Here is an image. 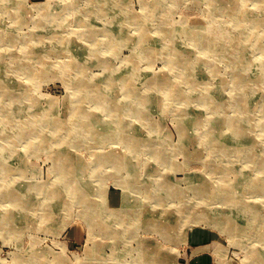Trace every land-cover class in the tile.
I'll return each instance as SVG.
<instances>
[{
  "label": "rangeland",
  "instance_id": "1",
  "mask_svg": "<svg viewBox=\"0 0 264 264\" xmlns=\"http://www.w3.org/2000/svg\"><path fill=\"white\" fill-rule=\"evenodd\" d=\"M256 1L258 0H0V70H3L0 85L11 83L15 88L27 91L22 92L21 101L16 102L18 108L12 106L11 97H8L7 93L0 92V122L6 120V117L17 116L11 118L13 123H17L16 121L29 118L31 115L49 113L56 118V122L53 123L56 126L55 130L52 125H41L40 134L65 135L61 141H57L62 143L69 141L76 133L77 130H67L71 122L75 121L77 114L80 116V113H84L88 123L97 120L99 122L96 125L97 134L101 136L109 134L110 138L74 143L69 141L70 146L67 150L72 153L73 158L76 156L79 159L83 169L79 177L88 182V186L85 187L93 192L89 198L92 201L91 205L103 204L115 208L114 211L107 209L111 214L106 215L104 220H98L99 218L94 220L96 229L104 226L103 230L100 229L103 233L96 232L94 227L87 223L83 214L86 208L78 203L71 205L67 210L61 209V212L58 211L48 220L44 218L39 207L41 202L50 197V191L48 189L42 191L40 185L54 184L63 193L60 182L62 178L69 176L71 171L63 173L64 171L56 169V162L51 154L55 147H59L53 144L56 141H48V147L36 148L33 146L35 139L26 138L28 135L21 139L14 138L15 131H18L17 124L24 123H12L13 126L8 125L6 128L4 138L6 141L0 140V143L3 142L0 148V153L2 152L0 165L4 163L11 168L6 174L8 179L3 182L0 191L13 189L10 188L13 185L19 194L27 192L29 195L26 202L24 201L25 209L15 203L10 205L8 197H0V264H152L154 261L150 262V259L145 257L149 254L157 255L159 260L166 264H250L246 257L247 249H264V227L262 226L260 231L257 224L264 223V219L257 220L260 217L264 218V192L251 189L245 180L263 179L264 171L256 164L254 158L246 160L242 156L212 154L210 147L202 138L206 139L208 129L212 126L207 124L206 119L215 114L214 105L219 106L218 115L233 117L240 111L239 106L234 103L240 101L242 97L245 109L254 113L255 118L262 117L256 108L257 104L263 101L264 85L260 88L251 83L250 89L246 88L247 91L243 93L234 85L231 73L236 68L237 59H234L235 51L230 43L237 41L239 47L248 44L249 41L243 39L247 32L246 26L235 22L233 6L239 7V12L243 11L248 20L262 18L264 9L258 8ZM36 5L43 6L42 10H38ZM42 15H48L47 20H43ZM188 27H200L203 34L217 38L218 47L224 48L222 53L225 52V57L201 53L202 51L191 42L188 33H185ZM147 31L151 38L148 37L144 45L150 49L155 46L161 52V55L158 54L153 59L139 57L140 48L137 40ZM114 33H118V37L113 40ZM107 38L110 42L106 41ZM173 45L190 56L197 55L199 51L203 54L204 57L202 56L199 62L204 65H199L198 59H195L196 67H193L192 72L198 84L202 86L191 89L189 83L181 76H177L179 80H176L174 71L166 66L167 56L164 55V50ZM89 52L91 55L86 57ZM212 52L214 53L213 50ZM246 53L247 59H257L260 62V54L255 47L248 48ZM15 54L17 57L13 58ZM36 55L37 59L33 60ZM75 57L77 60L86 59L82 62L83 68H80L86 71L91 82L97 79L101 87L98 89H106L107 94L120 98L118 100L123 105L131 98H134L135 102L140 97L149 99L145 105L147 108L145 110L149 113L147 117L150 118L147 127L135 121L132 114L126 115L125 120L134 126L132 132L144 136L145 140H153V143L139 145L129 152V146L125 145L122 139L114 138L112 135L116 133L114 128L119 129L116 127L114 114L108 111L100 112V107H104L105 103L98 105L88 101L98 93L86 90L82 93L83 99L78 100L81 102L73 103V100L79 97V93L68 91L67 94L64 83L68 78L75 80L79 77L74 75L78 71L70 67ZM96 58L100 60L94 61ZM102 59L108 64L106 67H103ZM131 59L134 64L129 69L132 68L137 74L133 96L123 92V81L119 77H114L115 87L108 85L106 88V77L119 74L123 70V65L129 63ZM22 64H30L31 70L21 68ZM211 65L217 68L219 76L207 74L206 68L209 70ZM251 68L253 69L250 72H257L256 66ZM146 70L159 76H171L179 88L185 91L182 92L184 96H164L162 89L153 88L145 82ZM58 71L63 73H59L60 76L55 75ZM242 71L244 73L245 69ZM35 73L36 83L33 81ZM38 73L44 75L40 76ZM202 77L204 81L199 82ZM201 90L208 98L200 102L195 95L198 96ZM209 91L214 94L210 95ZM32 96L36 101L29 98ZM48 97L55 100L49 103ZM74 106H80V109L74 110ZM11 110L18 113L3 116V111ZM196 114L204 115L205 123L195 128L190 127L191 138L189 136L190 139L185 145L189 152L200 150L202 156L200 159L196 156L186 159L183 153L174 148L179 144L182 133L178 122L183 116L190 117ZM101 125L107 129L99 130L98 127H102ZM59 126L62 130H58ZM89 132L95 134L93 130ZM220 132L224 140L227 134H233L225 128ZM260 133L263 131L254 129L252 131L254 143L247 145L251 147L248 151L256 153L257 156L264 152V142L257 139ZM160 149L165 152L163 161L157 157V151ZM209 153L212 162L227 165L231 171L219 174L210 164L206 166L204 158ZM121 154H125L124 161L121 159L118 163L102 161L103 157L110 155L118 157ZM100 155L101 160L98 158ZM127 161L138 163L137 173L142 179L130 178L131 171L125 166ZM193 173H196L197 177L200 176V181L205 180L207 186L214 190L222 189L220 183L225 177V186L240 199L238 205L240 216L236 213L238 207L230 205L228 208V225L236 221L239 224L238 230H244L240 236H235L238 243L226 231L224 228L226 226L217 220L216 213L227 211L228 205L217 196L214 199L208 198L207 193L199 195L198 199L195 198L191 190L192 184L188 185L189 177L191 178ZM120 179L125 184L131 179L127 187L130 195L115 181ZM159 182H162L163 186L164 183H168L176 187L175 189L173 187L172 194L168 195L164 187L154 188ZM102 184L105 192L100 198L94 193ZM136 186H139L140 190H136ZM176 191H180L179 194H174ZM122 193L124 199L129 200V211L134 212L133 216H124L125 212H122L120 214L122 219L120 217L117 219L112 214L120 207ZM200 197L204 199L199 201ZM194 203L196 207L201 205L207 207L206 217L193 218L194 208L192 212L183 213V207H193ZM247 206L257 210L259 218L254 219ZM56 217L64 219L58 221ZM120 219L123 220L124 226L118 225L115 233L111 235L112 226H108L107 221L116 220L120 223ZM150 222L159 229L146 224ZM164 223L169 224V227ZM161 226L168 228L169 232H164L160 229ZM11 230L16 235L9 234Z\"/></svg>",
  "mask_w": 264,
  "mask_h": 264
},
{
  "label": "bare ground",
  "instance_id": "2",
  "mask_svg": "<svg viewBox=\"0 0 264 264\" xmlns=\"http://www.w3.org/2000/svg\"><path fill=\"white\" fill-rule=\"evenodd\" d=\"M256 2L258 3V4H256V6H259L258 8L264 9V0H258ZM37 5H36V7H37ZM37 8H38V10H42L43 6L37 7ZM238 8L239 7L236 8V6H233L232 14H233V17L235 19V22H237V24H239V25L244 24L246 26L247 32H246V35L243 36V39L249 40V41H248V44L242 45L239 47H238L237 41H232L230 43L231 47L235 51L234 59H237V61H235V64H237L236 68H234L231 71V73H232L234 85L239 87L242 90V92L244 93L247 91L246 88L250 89L251 83L254 84L256 87H260V88L262 87V85H264V16L262 18H256V17L255 18H249V20H248L245 16V13H243V11L240 13ZM147 11H149V9H147ZM146 13L148 14V12H146ZM41 18L43 20H47L48 15H42ZM35 31H37V30H35ZM185 31H186L185 33H188L191 42L194 45H196L197 48H199L202 51L201 53H205L206 55L215 54V55H221V56L225 57V55H226L225 52L222 53L224 51V48L218 47V42H217L218 39L215 38L214 36H212L210 34H203L200 27H195V28L188 27L185 29ZM35 34H37V33H35ZM117 35H118V33H114L112 35L113 40L118 37ZM148 37L151 38L150 33L147 31V33L144 32L142 34V37L138 38V40L141 41L140 43L137 40V43H138L139 48H140L139 57L140 58L147 57V58L153 59L156 55H158V54L161 55V52H160V49H158L155 46L153 49H150L148 46H146V44L144 45V41L146 43L148 41L147 40ZM21 38H22V36H21ZM106 41L110 42V39L107 38ZM254 47L259 51V54H260V56H259L260 60L259 61L260 62H258L257 59H254V60L247 59V56H246L247 55V53H246L247 49L248 48H254ZM212 50L214 51V53L212 52ZM32 51H34V50H32ZM36 51H37V49H36ZM90 51H92V50H90ZM201 53L199 51L198 52L199 55L197 54V55H191L190 56L189 53L186 54V52H183L182 50H178L176 45L170 46V47H168L167 50H164V55L167 56L166 66H168L170 68V70L174 71V75H175L176 80L178 79L177 76H181L182 79L185 80V82L189 83V85L191 86V89L196 88L198 86H202L201 84H198L197 78H195L194 77L195 75L192 74L193 67L194 66L196 67L194 60L198 59V63H200L199 60H201V58L203 56V54H201ZM90 55H91V53L89 52V54L86 57H88ZM15 56L17 57L16 54L12 57L16 58ZM37 57L38 56L36 55L32 59L36 60ZM83 57H84V52H83ZM72 59H73V57L71 56V60ZM84 60H86V59L80 58L79 60H77L76 57L74 58V60H73L74 63L70 64V67L72 68V70L78 71L74 75H77L79 77L75 80H71L68 78L65 80V83H64L66 85V88H67V94H68V91H70L69 93H79V97L77 96V98L73 100V103L76 104V103L81 102L78 100L83 99L82 93L86 92V90H89L90 92L94 91L95 93H98V94L94 95L95 97L90 98L88 101L93 103V104H98V105L105 103L104 107L103 106L100 107V112L106 113L108 111V112L114 114L116 127H118L119 129L116 130V128H114L116 133H114L112 135L114 138L122 139L121 141H123V143L125 145L129 146L128 147L129 152L134 150V148L139 146V145L145 146V145H148L150 143H153V140H148V139L145 140L144 136H141L139 134L137 135L136 133L132 132V129L134 128V126H132L131 123H128L125 120L126 115L132 114L133 117L135 118V121H139V122L145 124V127H147L149 125V123H148L149 117H147V115L149 113H148V111L145 110V109H147L145 107V105L149 102V99L144 98V97H140V98H137V100L135 102V101H133L134 98H131L130 100H128L123 105L118 100L120 98H116L115 95L107 94L106 89L105 90L104 89L99 90L98 88H101V87L98 85L97 79H95L91 82V78L89 76H87L86 71L82 70L80 68V67L84 66V63H82ZM98 60H100V59L96 58L94 61L97 62ZM251 61H254V62H251ZM91 62H93V61H91ZM102 63L104 65V66L102 65L103 67H106V65H108L104 59H102ZM133 64H134L133 59H131V60H129V63H127L126 65H123V68H122L123 70H121L119 74L106 77V80H105L106 88L108 85L115 87L114 77H119L123 81L122 82L124 85L123 86L124 87L123 92L129 93V96H133L132 93H134V91H135V86H136L135 85L136 84L135 79L137 76L136 71H134L132 68L129 69ZM71 65L74 67H72ZM199 65L202 66L204 64L200 63ZM252 66L257 67V72H255V73L250 72L253 69V68H251ZM0 68H1V66H0ZM21 68H24L25 70H29V69L31 70V65L30 64H22ZM243 69H245L244 73L242 71ZM2 71L3 70H0V77L3 74ZM128 72H129V77H127ZM146 72H147V70H146ZM206 72H207V74L213 75L214 77L219 76L217 68L213 65H211L209 70L206 68ZM59 73H63V72L58 71L55 75L60 76ZM38 74L40 76L44 75L43 73H38ZM65 75H67V74H65ZM197 75H200V74H197ZM124 76H125V78L123 79ZM36 77H37V73H35L34 80H33L35 83L37 82ZM69 77H71V76H69ZM144 79H145V82L148 85H150L151 87H153V88L156 87V88L162 89L163 94L166 97L167 96L182 97V95H183L182 92H185L184 90L179 88L178 84L169 75H164V76L160 75L159 76V75H156L155 73L147 72V74L144 76ZM203 81H204L203 77L199 79V82H203ZM0 82H1V80H0ZM70 87H71V90H69ZM257 89L258 88H256V90ZM0 92L7 93L9 95L8 97H11L12 106H14V108H16V107L18 108V106L16 105V102H20L22 92H27V91L19 90V88H15L11 83H9V84L6 83L5 86L0 85ZM209 92H211V91H209ZM211 94H214V92L213 93L211 92L210 95ZM27 96H28V94H27ZM218 96H220V95H218ZM29 98L32 99L33 96L29 97ZM195 98L200 99V102H201L205 98H208V95L206 93L204 94V91L201 90L199 92L198 96L195 95ZM261 98H262V96H261ZM261 98H259V99H261ZM32 100H35V99H32ZM54 100H55V98H49L47 101L49 103H51ZM131 103H134L133 104L134 106L131 105ZM234 104L239 106L240 111H239V114H237L236 116H233V117L228 116V115H223V114L218 115V113H219L218 107L219 106L218 105L213 106L214 107L213 111L215 110V114L206 119L207 124L209 126L210 125H212V126L208 129L209 131H208L207 135L205 136L206 139L202 138V140L205 142L206 145H208L210 147L212 154H214V153L223 154L224 153V154H227L228 157L231 155L238 156V157L242 156V158H244L246 160H251L254 158V159H256V161H255L256 164H259L264 171V152L257 156L256 153H252V152L248 151V150H250L251 147H247V145L254 143L255 138L252 135V131L254 129H257L259 131L260 130L263 131L262 134L261 133L259 134L261 136H259V135L257 136L258 137L257 139L259 141L264 142V96H263V101L260 102L259 104H257V108H256L258 110L257 112H261L262 117L260 116V117L255 118L253 116L254 113H252V112L250 113L249 111H247V109H245V102H243L242 97L240 98V101H237ZM220 106H222V105H220ZM255 106H256V104L253 107L255 108ZM74 107H75V108H73L74 110L80 109V106H78V107L74 106ZM181 109H182V107H181ZM35 111H37V110H35ZM16 113H18V112L14 111V110L3 111V116L5 117L6 116L5 114H7V116H12ZM79 115L80 116H78V114H77L75 121L71 122V125L69 126L70 128H68V130H67V131H71L72 129L77 130L76 133L73 134V136H71L69 138V141L71 143H74L77 141H83L84 142L86 140L92 141V140H96L98 138L99 139L110 138L109 134H103L102 136L97 134L98 131L96 130V128H97L96 125L99 124V122L97 120L88 123V119L86 120V116L84 115V113H80ZM181 116L179 118H181ZM201 116H202V118H200ZM12 117L14 118L17 116H12ZM6 118H7L6 120L4 119L2 122H0V140L1 141H6V139H4V138H5L6 133H7L6 128L8 127V125L13 126V124L24 123L23 125L17 124L18 131H15V133L13 135L14 138L21 139L23 136L28 135L26 138L35 139L34 140L35 143H33V146L36 148L48 147V141H50V142L56 141L53 144H56V146H59V147H55L51 153L53 155L54 161L56 162L55 167L60 172L64 171L63 173H68L69 170L71 171L70 175L66 176L65 178H62V182H60L61 183L60 188L64 191L63 193L58 188H56L54 184H52L50 186H45V185L41 186L40 185L42 191H46L47 189L50 191V197H48L46 200H44L45 202L44 201H43V203L41 202V205L39 207L43 211L44 218H46L48 220L54 214H57L58 211L61 212V209L67 210L71 205L78 203V204L84 205L86 208V210H85V212H83V214H84V218L87 221V223L92 225L96 232L103 233V231H101L100 229H102L104 226H102L100 229H98V228L96 229V224L94 223V220H96V218H99L98 220H100V219L104 220L106 215L111 214L109 211H114L113 209H115V208H111V207L105 206L103 204H101V206L95 205V204L91 205L92 201L89 198H90V196H92L93 192L88 191L86 189L85 186H88V182L83 181L80 178L81 176L79 175V173H81L80 171L83 169H81L79 159L76 156H74V158H73L71 156L72 153L68 152V150H67L68 147L70 146V142L65 141L62 143L61 142L57 143V141H61L65 135L58 136V135H54V133L40 134L41 125H52L53 129L55 130L56 126L53 125V123L56 122V118L54 117V115H50L49 113L43 112L40 115H31V116H29V118L20 119V120L16 121L17 123H13L10 117H6ZM100 123H102V122L100 121ZM204 123H205V119H204V115H202V114L201 115L196 114V115H193L190 117L183 116L182 119L179 120L178 127L182 133L180 134L179 144H176V146H174V148L176 151H180L181 153H183V155L185 156L186 159L188 157H195V156L198 159L201 158L202 155H201L200 150H195V151L189 152L186 148L185 142L191 138V136L189 135L190 127L195 128V127H197V125L204 124ZM91 124H93V125H91ZM101 126L102 127H98L99 130L100 129L101 130L107 129L106 126H103V125H101ZM130 126H132V127H130ZM92 127H95V128L92 129ZM212 128L214 129V131H212L213 130ZM224 128L226 130H229L230 132H233V134H231V135L227 134V136L225 138L226 140L223 139L222 134L220 132ZM108 129H110V127H108ZM58 130H62L60 128V126L58 127ZM91 130H93V133H95V134H92V132L90 133L89 131H91ZM189 136H190V138H189ZM257 139H256V141H257ZM2 146H3V142L0 143V148ZM263 151H264V149H263ZM0 154H2V152ZM255 155H256V157H254ZM124 156H125V154L124 155L121 154L118 157H116L115 155H113V156L110 155V156L105 157V158L103 157L102 161H105V162L110 161V163H113V162L118 163L119 162L118 160H120V159L122 161H124ZM210 156H211V154L209 153L204 158L206 166H208L210 164L211 168L217 169V172L219 174L220 173L223 174V173H227V172L231 171V168L227 167V165L224 166L221 163L212 162V158H211V160L209 158ZM157 157H160L161 158L160 161H163L165 158V152L162 149L158 150L157 151ZM98 158H99V160H101L102 159L101 155ZM0 160H2V159L0 158ZM132 161H134V159ZM132 161L125 162L126 163L125 166H128L129 171H131V173L129 175L130 178L133 180H134V178H137V177H139V179H142V178H140V175L137 173L138 163H133ZM10 170H11L10 167L5 165L4 163L3 164L1 163V165H0V180L2 182L0 183V187L3 186V182L7 181L8 175H6V174H8V172ZM146 173H148V172H146ZM198 177L196 176V173H193L191 178L189 177L190 180L188 181V185L190 183L192 184L191 190L193 191V194L196 196L195 198L198 199L199 195L203 196L204 193H207V194H209L207 196L210 199H214L215 196H217L219 199H221L226 205H228V207L226 209L227 211L216 213V216L218 218L217 220L221 222V225L226 226L224 228H226V231L230 233L231 238H235L236 235L240 236L241 233L244 232V230H238V227H239L238 222L234 221L233 223L228 225L229 224V219H228L229 209L228 208L230 205L238 207V205H240V199H238L231 192V190L225 186L226 185L225 177H223L224 180L222 181V183H220V186H222V189H215V190L212 189L211 187H208L205 180L200 181V176H198ZM131 179L126 184L121 179H120V181L115 180V181H117L118 184H120L122 186V188L125 190L124 192L127 193L128 195L131 194L127 190L128 185H130V183H131ZM245 181H246L247 185H250L251 189L256 190V191H260V192H264V178L263 179H259V178H257V179L250 178L249 179L248 178ZM194 183H196V184H194ZM165 184L166 183H164V186H163V183L159 182L158 184H156L154 186V188L164 187V191L168 195L172 194V192H173L172 188L174 187V189H175L176 186L170 185L168 183L166 185ZM168 185H170V187H167ZM10 188H13V189H9V190L5 191L6 193L3 191H0V197H2V196L8 197L10 205L15 203V204H18L20 206V208L23 207L25 209L24 203L28 199L27 195H29V193H27V192L26 193L25 192L20 193L22 195L21 196L19 194V192L14 189L13 185ZM167 188H168V190H167ZM169 188H170V191H169ZM104 190L105 189H104V186L102 184V185H100V188L97 190V192L94 193V195L96 196L98 194V196L101 198L102 194L105 192ZM136 190H140L139 186H136ZM179 192L176 191V193L174 192V194L177 195V194H179ZM66 196H68V197H66ZM124 198H125V196L122 193V201H121L120 207L118 209H116V211L112 214L114 218L116 217L118 219L122 212H125L124 216H128V215L133 216L134 211L133 210L129 211V209H128V207L130 205L129 200L124 199ZM161 198H162V196L160 197V199ZM203 199H204V197H200L199 201H202ZM28 202H29V200H28ZM196 202H198V201H195V203ZM195 203H194L193 207H183V209H182L183 213L184 212L189 213V211L193 210V208H194L195 212L191 211L193 218H197V217L200 218L203 216L206 217V215L208 213L207 207L205 205L204 206L201 205L200 207H196ZM203 203H205V202H203ZM245 206H246V204H245ZM247 207H248L247 210H250L251 214H253L254 219L259 218V213L257 212V210L255 211V210L249 208V206H247ZM30 208H32V207H30ZM239 209H240V207H238V212H236V213H237V215L240 216V210ZM242 212L244 213L245 211H242ZM102 214L104 217H102ZM56 218L58 219V221L64 219V218L60 219V217H56ZM121 219H120V223L117 222L116 220L107 221L108 222L107 225L112 226V227H110L112 229V232L110 233V229H108V233H110L112 235L113 232L115 233V228L118 225L124 226L123 220L121 221ZM261 219H264V218L260 217V219H257V220L260 221ZM257 220H255V221H257ZM146 224L148 226L154 225V224H152V222L146 223ZM164 224L166 226L169 225L166 223H164ZM257 224H258V229L261 231V227L262 226L264 227V223L261 222V224H260L258 222ZM107 225L105 224L106 229H107ZM155 226L156 225H154L155 229H159V227H155ZM259 226H260V228H259ZM51 228H53V227H51ZM106 229H104V230L106 231ZM160 229H162L164 232H169V229L164 227V226L163 227L161 226ZM9 234H11L12 236L16 235L13 232V230H11L9 232ZM233 240L237 243L239 242L238 239H236V238ZM163 243H165V242H163ZM246 252L248 255L246 257H248V260H250V264H264V249H262V250H256V249L249 250V249H247ZM219 255L221 256V254H219ZM145 257L149 258L150 262L154 261L152 264H158V263L166 264L161 259L159 260L158 256L155 254L154 255L149 254V255H146Z\"/></svg>",
  "mask_w": 264,
  "mask_h": 264
}]
</instances>
